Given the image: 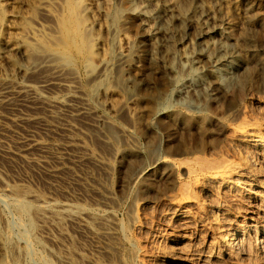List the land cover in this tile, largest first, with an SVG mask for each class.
Returning a JSON list of instances; mask_svg holds the SVG:
<instances>
[{
    "label": "rangeland",
    "instance_id": "1",
    "mask_svg": "<svg viewBox=\"0 0 264 264\" xmlns=\"http://www.w3.org/2000/svg\"><path fill=\"white\" fill-rule=\"evenodd\" d=\"M248 1L253 3L252 15L248 13ZM165 2L177 14L216 13L215 19L211 16L213 23H206L209 28L221 24L240 49V62L237 66L217 64L206 41L196 45L195 50L204 53L210 63L201 68L205 84L189 91L183 88L193 78L188 71L191 66L172 50L169 62L174 75H161L155 60L147 63L148 73L152 71L147 76L156 82V90H146L138 105L129 107L124 103L125 92L132 89L124 88L123 92L117 86L114 62L130 38L122 32L121 24L127 3L131 11L141 17L144 13L147 20L151 6L146 0H0V89L5 88L0 92L8 90L0 98V261L170 264L161 257L150 263L146 255L159 256L154 249L159 243H166L181 255L215 240L213 227L203 223L204 218L198 221L199 215L178 219L162 214L171 207L164 192L174 190L172 181L189 184L192 194L199 191L185 169L187 164L206 167L226 158L239 159L237 149L227 143L235 127L253 121L262 124L258 126L264 131V22L260 26L252 20L245 24L247 13L252 19L264 17V0ZM66 17L75 22L73 30L77 32L76 44L71 46L65 45L61 33V21ZM89 34L100 41L99 52L91 57L81 50L90 40ZM3 40H21L22 52L14 59L23 66L27 82L23 85H31L28 88L6 84L10 64L3 55ZM212 40L220 42L219 35L213 34ZM183 49L189 53L187 44ZM248 71L253 74L252 82L240 88L239 82ZM48 78L59 80V84L43 88ZM5 85L10 87L6 89ZM158 92L165 93V102L156 101ZM6 98L10 100L6 102ZM171 111L175 113L172 117ZM99 116L106 119L104 125L96 124ZM124 147L127 152L118 154ZM159 156L183 160L174 177H164V182L151 181L166 167L155 166ZM200 172L206 176L212 173L206 169ZM174 191L172 199H180L181 191ZM199 192L200 201L218 207L214 194L208 197ZM145 195L151 200L148 206L139 204ZM193 201L188 206L195 212L198 207ZM257 203L250 198L245 204L232 206L233 217L219 210L216 213L226 227L235 229L261 220L257 209L252 208ZM171 230L186 236L180 243L165 238ZM239 257L234 263L215 259L213 264H264L260 255V260L252 259L255 256L251 251L241 260Z\"/></svg>",
    "mask_w": 264,
    "mask_h": 264
},
{
    "label": "bare ground",
    "instance_id": "2",
    "mask_svg": "<svg viewBox=\"0 0 264 264\" xmlns=\"http://www.w3.org/2000/svg\"><path fill=\"white\" fill-rule=\"evenodd\" d=\"M146 2H148L151 6V12L147 16V20L143 18L144 13H143V16L141 17V14L131 11L130 5L128 3L126 5V11L124 13L125 15L122 13L124 15V17L122 16L123 19H121L122 20L121 24L124 27V30H122V32L124 31V33L128 34L130 38L127 40L125 47L119 51L118 55H116L117 56L116 61L114 62L115 63L114 67H116V72H114L113 74L115 73L117 74V82H118L117 86H121L123 92H125L127 88L132 89V91L129 93L125 92L126 94L125 101H124L125 106L130 107L135 104L138 105L137 102L139 98L143 95V93L146 90H154V89L156 90V87H157L156 82L154 83L149 78L151 76L149 77L147 76V74L152 72L150 71L148 73V68H146L147 63H151L153 60H155L158 65V68L156 70H158L160 74L162 73L161 75L168 74L171 76V74L174 73L173 71L174 68H172L169 62L170 58H172V53H173L172 50L178 53V57H180V59H186V61L191 66L188 71L193 76V78L192 80H189V81L186 79L187 81L184 84V88H183L184 90L190 91L191 89H195L198 87L200 88L201 86H203V84H205L204 81L206 80L202 78L204 76L202 74L201 68H203L205 64L210 63L209 61L210 59L208 60L206 58V55H204V53L202 54L195 50L196 45L201 44L202 42L204 43V41H206L205 43L207 44L208 48L212 51L213 59H214L213 61H215L217 64H220V65L223 64V66L224 65L237 66L239 64L240 53H241L240 49L235 45V43L233 42L231 37L228 35V33L221 27V24L214 23L215 26H213V28H211L212 26H210L209 28L208 24L206 23V20L208 21L211 20L213 23V19L211 18V16H213L214 14L216 15V13L212 12L213 15H211L210 12H208V14L206 13L200 16L198 14L197 15L191 14L192 12L191 13H181L180 12L179 14H177L170 7L167 6L165 0H146ZM246 6L248 10L250 9L248 13H251L252 15V12L250 11H251V8L253 7V3L248 1ZM84 7L87 8V6H84ZM124 8L125 7H123V9ZM245 11L243 14H245ZM248 13L247 15L249 16L246 15L247 20L245 22L248 21V23H245L246 25L249 24L251 20L254 21L256 24H259V26L260 24L261 25L263 24L264 22L263 16L258 15L252 19V18H249L250 14ZM243 17H245V15ZM222 19L224 18H221V20ZM243 22H244V19H243ZM74 25H75V22L72 19L67 18V17L66 19L64 20L62 19L61 21V31H62L61 33H63L65 45L71 46V45L76 44V39H77L76 33L77 32L75 33L73 30ZM249 26L250 25L246 27H249ZM248 29H250V27ZM213 34L219 35L220 42H218L219 40L218 41L215 40L216 42L212 40ZM91 38H93L92 35H91ZM91 38L89 37L90 40L85 41V43L82 44V47H81V50L84 51L87 57L94 56L96 53L99 52L97 48L99 38H96V37H94L93 39ZM205 38L207 39L204 40ZM5 41H4V47H3V55L5 56L6 60L9 62L8 64H10V69H9L10 71L8 73V76L6 77V75H4V77L8 79L5 82H7L6 84H9V85H13V83H15L17 85H22L28 88V86H31V85H23V82L27 83L24 81V78H23L25 75L23 73L24 71L23 66H21L14 59L15 58L14 56L16 54L18 53L21 54L23 44L20 43L21 40L12 41V42L7 41V40ZM185 44L189 46V53H187L183 49ZM254 46L255 45H253V47ZM149 66L151 65L149 64ZM152 70L156 71L154 70V68ZM214 72L215 70L212 69V73ZM249 72L250 71L246 72V75L243 77V79L241 78L239 82L240 88H243L244 85H247V82H250L252 80L253 74L252 72L251 73ZM194 78L196 80H198L199 78L201 79H199L198 82L196 83L195 81H193L195 80ZM58 81L56 82V80L48 78L46 81H44V84H42L44 86L43 88L48 87L52 84H56V83L59 84ZM5 86H6V89L10 87L8 85H5ZM68 86L71 87L70 84H68ZM65 87H67L66 84H65ZM32 88H29V89H32ZM124 88L126 89L125 91H124ZM1 89H5L4 86ZM25 89H24V92H25ZM12 91H15V90H12ZM28 91L30 92V90ZM182 91L183 90L181 89L180 92ZM35 92L33 91V93ZM5 93L8 94V90H6V92H0V98L2 97V95H5ZM22 94L20 95L22 96ZM154 97L157 99L156 101L159 103L161 101L165 102V99H166V95L163 92L156 93ZM8 100H10V98H8ZM8 100L6 102H8ZM105 101L106 100H103L104 103ZM170 115L172 117L175 115V113L172 112V114L170 113ZM105 122H106V119L101 116L96 118V124L98 126L104 125ZM248 123H249L248 125L245 124L246 126H241L237 129L235 127V130L232 131L233 133H231L230 138L228 136L229 142L227 143L230 145V148L237 149V151L239 152V157H240L239 159L233 158V159L228 160L226 158L222 160V162L220 163L218 162V164L205 165L206 167H203L202 164L200 165L199 163L198 165L195 164L196 166L192 164L185 165L186 166L185 169H187L191 178L195 179L193 183L195 188L199 190L200 192L202 191L203 193H205V195L208 197L214 194L217 198L218 207L210 203L204 204V201L202 200L200 201L198 195L196 194V192H199V191H196L195 189L196 192H194L195 194L193 193L195 196H193L192 190L190 191L189 189L190 187L187 188L189 184L187 186L186 185L184 186L182 182H179L178 184L177 181H172L173 183L171 186V189H174L176 191L179 189L181 191L180 195L182 196L180 197V199L178 198L177 200L172 199L173 198L172 192L174 193L175 192L174 190L170 191L171 195L169 192H164L165 197H167V200L170 201L171 207L169 209L167 208L164 211H162L163 212V213L161 212L162 214L170 215L171 217L178 218V219L185 218L192 214L196 216L199 215L200 217H198V221L203 222L202 218H204L206 221L204 220L203 223L207 222L213 227L214 232L216 234L215 240L212 242L211 245L209 244L208 246H205L203 248L201 247L199 248V250H197L198 249L197 248L194 251L193 250L191 251L188 249V252L185 251L181 255L176 254V252L173 249H171L172 247L168 248L166 246V243L164 245L158 242L159 244H156L154 246V249L156 251L155 250L153 251L157 252L159 256H155L154 254L149 253L148 255H146L147 256L146 261L151 263V262L156 261L158 257H161L162 259L167 260V262H169L170 264H213V260L215 259L233 262L237 256L239 257L240 255L241 256L246 255L250 253V251L255 256V257H252V259L255 258L254 260L256 261L260 260L259 259L260 257L258 258L259 255L264 259V169H262L261 166L259 165V162H257L258 159L261 160L260 162H264V131L262 127H260L262 124H260L259 122L258 123L260 124V126H258L259 124L258 125L256 124L257 122L252 121L251 123L250 122ZM109 132L111 133V135L113 134L110 131V129H109ZM24 145H28L29 147L32 146L30 143H24ZM127 150L128 149L126 148L118 149V154H124L127 152ZM187 151H190V150H187ZM193 157H195V155ZM154 161H155L154 162L155 166L165 165L166 167L165 169L161 171L160 170L157 171L155 174L153 173L154 175L151 177V181L153 180L156 181L159 179L163 181L164 177L165 178L170 177L172 179L174 177V173L176 172V170H178V168H181V164L183 162V160H177L175 158H172V157L169 158L167 156L166 157L159 156ZM205 169L212 173H210L209 176H206L204 175V172L203 173L200 172L201 170H205ZM145 179H148V178L145 177ZM169 182L171 184L170 180ZM167 184H168V181H167ZM246 191H249V194H248L249 196L246 194ZM162 195H163V198H165L164 194ZM205 195L204 197H206ZM175 196H178V194ZM250 198L252 200L258 201V203L256 205H253L252 208L257 209V211L260 214L261 220L260 221L254 220V223L250 222V224H248L247 226H243L242 224L241 226H239V228H235V229L226 227L221 220L222 217L220 219L217 216L216 212L219 210V211H222L221 213H224L227 216L233 217L235 216V214L230 211L231 207L238 203L245 204V202L250 201ZM205 199L208 201L207 198ZM209 199L211 200V198ZM192 200H195L192 202V204H196L198 207V210L196 209L197 212L192 211L190 208L191 206H188V204L191 203L190 201ZM139 204L144 205V206L146 205L148 206L149 204H151V200L149 196L148 195L143 196ZM219 208H221V210ZM224 219L225 218H223V221ZM168 234L167 236L166 235L164 236L161 233V237L162 236H164L165 238L169 237L171 238V240L177 243H180V241H182L186 236L183 233L182 234L175 233V232L170 233V231ZM241 256L239 257V259L242 258ZM249 256L250 255H248V257ZM237 258L235 260H238ZM234 262H237V261H234ZM0 263L6 264L7 262L5 259H2Z\"/></svg>",
    "mask_w": 264,
    "mask_h": 264
}]
</instances>
